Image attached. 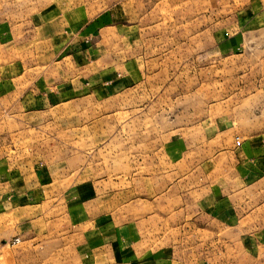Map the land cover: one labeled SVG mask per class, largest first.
Here are the masks:
<instances>
[{"label":"rangeland","instance_id":"obj_1","mask_svg":"<svg viewBox=\"0 0 264 264\" xmlns=\"http://www.w3.org/2000/svg\"><path fill=\"white\" fill-rule=\"evenodd\" d=\"M256 4L0 0V264H264Z\"/></svg>","mask_w":264,"mask_h":264},{"label":"crops","instance_id":"obj_2","mask_svg":"<svg viewBox=\"0 0 264 264\" xmlns=\"http://www.w3.org/2000/svg\"><path fill=\"white\" fill-rule=\"evenodd\" d=\"M251 13L253 11L256 10V13L251 14V25L256 24L257 22H261L264 25V5H260V4H256V5H252L250 7ZM259 13V14H258ZM246 20H248V22H250V19L246 18ZM89 30V29H88ZM260 136H263V134H261ZM263 150L261 148H257L256 150L252 151L251 154H262ZM251 163L255 164V168H253V170L257 171V170H263V165H264V158L263 157H257L254 161H250ZM247 164H249V161L246 162ZM252 175H254V173H252V171H250ZM256 185V183H255ZM252 186V185H251ZM261 242L260 243H251V248H254L253 250H262L264 251V231L261 232ZM107 249V245L106 242L103 241V238L96 243L95 246H90L89 249V257H90V261L93 264H97L98 262L95 261L96 258H98L99 260H102V254H103V250L106 251ZM96 252V253H95ZM103 261V260H102ZM165 263H168V260H163Z\"/></svg>","mask_w":264,"mask_h":264},{"label":"built area","instance_id":"obj_3","mask_svg":"<svg viewBox=\"0 0 264 264\" xmlns=\"http://www.w3.org/2000/svg\"><path fill=\"white\" fill-rule=\"evenodd\" d=\"M239 144H240L239 138H236V145H239ZM16 242H18V240L13 241V244H15Z\"/></svg>","mask_w":264,"mask_h":264}]
</instances>
